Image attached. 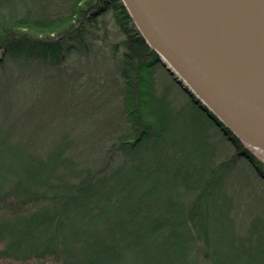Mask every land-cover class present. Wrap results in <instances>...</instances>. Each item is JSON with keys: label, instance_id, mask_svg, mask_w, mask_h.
<instances>
[{"label": "trees", "instance_id": "16d2710c", "mask_svg": "<svg viewBox=\"0 0 264 264\" xmlns=\"http://www.w3.org/2000/svg\"><path fill=\"white\" fill-rule=\"evenodd\" d=\"M39 11L36 0H0V61L57 66L70 55L85 57L95 40L90 29L97 28L98 16L111 11L122 35L116 69L130 130L107 147L108 159L101 167L75 172L74 179L65 175L72 168V162L67 165L66 144L39 158L28 155L20 144L0 139V256L15 261L49 259L56 264H208L207 247L220 242L216 237L219 221L214 217L205 221L199 202L211 198L214 203H227L226 218L233 226L225 181L242 157L264 182L258 161L244 142L222 129L188 95L195 123L203 125L208 155L199 171L181 169L166 140L161 145L171 106L166 94L154 89L150 74L161 64L120 0H68L53 16ZM205 121L221 130L236 154L214 163L207 132L211 125ZM201 132L198 125L193 133L198 137ZM148 146L152 158L145 168L147 174L139 179L141 167L132 164L137 158L127 151L136 153ZM117 152L126 160L111 169ZM128 164L138 180L127 178ZM61 170L64 177L59 175ZM162 199L161 210L167 215L163 219L158 218ZM180 214L185 216L182 220ZM175 234L174 243H165ZM244 234L236 237L243 250L241 264H264V224L251 225ZM138 252L141 258L133 262Z\"/></svg>", "mask_w": 264, "mask_h": 264}, {"label": "rangeland", "instance_id": "374dc122", "mask_svg": "<svg viewBox=\"0 0 264 264\" xmlns=\"http://www.w3.org/2000/svg\"><path fill=\"white\" fill-rule=\"evenodd\" d=\"M67 1L36 0L39 12L49 16L56 14ZM96 27L90 29L94 32L95 40L91 41L92 45L85 57L70 55L57 66L45 65L39 61L25 64L8 59L0 61V139L6 138L20 144L28 155L39 158L48 156L57 145L66 144L68 147L65 156L69 160L67 165L70 166L72 162L71 171L65 173L67 179H74L75 172L101 167L108 159L107 147L118 142L130 130L123 104L122 82L116 69L118 50L120 51L118 42L122 35L115 28L111 11L98 16ZM114 51L116 56L113 55ZM150 74L154 89L158 93H165L171 106L167 111L169 126L161 145L166 140L164 144L171 146L168 151H173L172 154H175L185 173L195 169L199 171L206 161L208 146L202 140L204 133L201 122L197 123L202 130L201 134L197 137L193 133L198 125L194 120V112L188 105V94L162 65L152 68ZM196 110L200 113L198 108ZM210 125L207 128L210 137L208 140L214 148V163H219L236 154V149L218 127L213 123ZM244 147L264 171V151L247 144ZM159 151H162V146ZM127 152L137 158L132 164L141 167L139 178V175H133L134 168H129L132 164H128L127 178H144L147 174L145 168L152 158L151 146L136 153ZM162 154L160 152L159 156ZM125 160V155L117 152L111 160L110 168L114 169ZM159 166L162 168L161 163ZM61 171L62 174L59 175L64 174ZM225 182L230 196L229 213L233 226L226 218L227 203H214L211 198L199 202L198 211L205 221L211 220V217L219 221L220 233L216 237L220 242H211L207 247L206 251L210 256L208 264H241L243 250L236 237L245 235L251 225L256 227L264 224V182L255 175L251 163L238 157ZM216 196H220V193ZM162 200L159 217L157 216L161 219L167 216L161 210L165 202ZM179 209L180 206L177 207ZM183 217L185 216L180 214L179 220ZM177 234L168 236L165 243H174ZM231 238L236 240L232 241ZM214 251L217 252L214 256L216 259H213ZM140 256L141 253H136L133 262ZM0 264L56 263L49 259L15 261L0 256Z\"/></svg>", "mask_w": 264, "mask_h": 264}, {"label": "water", "instance_id": "95a60500", "mask_svg": "<svg viewBox=\"0 0 264 264\" xmlns=\"http://www.w3.org/2000/svg\"><path fill=\"white\" fill-rule=\"evenodd\" d=\"M120 1L194 102L264 151V0Z\"/></svg>", "mask_w": 264, "mask_h": 264}]
</instances>
